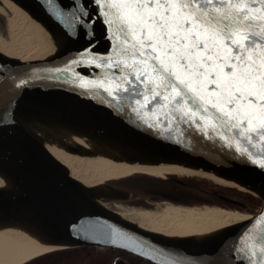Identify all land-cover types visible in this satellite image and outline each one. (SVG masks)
Here are the masks:
<instances>
[{"label": "water", "instance_id": "water-1", "mask_svg": "<svg viewBox=\"0 0 264 264\" xmlns=\"http://www.w3.org/2000/svg\"><path fill=\"white\" fill-rule=\"evenodd\" d=\"M18 1L50 24L63 44L47 58L22 62L0 59V146L18 156L34 195L33 204L3 201L0 215L37 225L50 239L71 243L53 251L92 246L120 251L148 264H247L241 248L251 246L253 237L264 228V221L257 223L258 217L264 215V197L247 190L261 200L259 210L220 238L198 248L173 246L145 236L91 203L93 197L106 200L109 210L122 212L118 211V203L144 197L143 194L110 183L88 192L72 179L53 154L4 115L11 110L49 108L174 160L244 180L264 179V168L259 166L264 164L261 155L264 141L254 138L250 142L239 134L240 129L222 124L218 119L220 114L211 107V100L207 105H199L198 111L195 106L190 107L195 92L184 88L179 81L176 82L186 93L183 100L187 103L177 106L179 98L174 99V93L163 86L155 87L153 81L159 83V77L148 65L143 67L149 78L141 74L137 80L130 75L140 74L141 65L130 67L133 60L121 51L128 46L123 44L125 37L118 31L116 16L100 13L101 8L114 10L116 6L76 0L87 7L86 19L94 23L78 24L70 34L54 18L45 0ZM57 2L65 13H72L75 8L74 0ZM106 20L114 23L107 24ZM73 60L77 63H71ZM175 71L180 73V79H190L183 68L177 67ZM130 80L134 83L129 84ZM196 86L193 80L190 88ZM201 89L211 95L214 85L209 81ZM204 107L208 108L206 112ZM259 127V121L253 123L254 129ZM252 135L255 137V133ZM137 174L141 173L133 175ZM15 175L21 177L18 171ZM219 199L239 208L248 206L225 195H219ZM108 204L115 208L110 209Z\"/></svg>", "mask_w": 264, "mask_h": 264}, {"label": "bare ground", "instance_id": "bare-ground-1", "mask_svg": "<svg viewBox=\"0 0 264 264\" xmlns=\"http://www.w3.org/2000/svg\"><path fill=\"white\" fill-rule=\"evenodd\" d=\"M62 44L50 24L18 0H0L1 60L22 62L47 58L59 51ZM4 116L53 154L72 179L88 192L109 180L143 173L159 178L168 175L203 176L215 183L236 187L239 191L249 190L264 197V179L244 180L221 171L192 166L49 108L11 110ZM77 168L85 171L79 172ZM16 171L20 172V178L15 175ZM27 179L18 156L0 146V204L7 200L33 204L34 195ZM105 201L91 198L97 209L145 236L186 248H198L220 238L250 218L236 209L219 206L113 212L106 207ZM70 245L60 239H50L37 225H26L15 218L0 215V264H24Z\"/></svg>", "mask_w": 264, "mask_h": 264}, {"label": "snow or ice", "instance_id": "snow-or-ice-1", "mask_svg": "<svg viewBox=\"0 0 264 264\" xmlns=\"http://www.w3.org/2000/svg\"><path fill=\"white\" fill-rule=\"evenodd\" d=\"M45 3L70 34L78 24L94 23L86 19L87 7L76 0L72 13H65L57 0ZM93 3L116 6L114 10L101 8L100 13L116 16L118 31L125 37L123 44L128 46L121 51L133 60L130 67L141 65L140 74L130 75L137 80L141 74L149 78L143 67L148 65L159 77V83L153 81L155 87L163 86L174 93V99L179 98L177 106L187 103L183 100L186 93L176 82L179 81L195 92L190 107L195 106L198 111L199 105H207L211 100L222 124L240 129L239 134L250 142L254 138L264 141V0H93ZM177 67L183 68L190 79H180ZM193 80L197 82L195 89L190 88ZM209 81L214 85L211 95L201 89ZM203 110L206 112L208 108ZM257 121L260 127L254 129L253 123ZM259 166L264 168V164ZM261 221L264 215L258 217L257 223ZM241 251L247 264H264V228L253 237L251 246L242 247Z\"/></svg>", "mask_w": 264, "mask_h": 264}, {"label": "flooded vegetation", "instance_id": "flooded-vegetation-1", "mask_svg": "<svg viewBox=\"0 0 264 264\" xmlns=\"http://www.w3.org/2000/svg\"><path fill=\"white\" fill-rule=\"evenodd\" d=\"M193 177L189 175H168L163 178H157L156 180H160V183L163 184H172L173 186H176L177 188H180L184 185H187L188 182L186 181V178ZM197 177V176H196ZM110 184H113L114 186L123 187L118 183L110 182ZM221 192H213L214 196H211V198L208 200L212 206H219L229 209H239L245 212H252L254 208V204L251 203L250 198L246 193H243L244 191H239L238 189H232L231 187H228L227 185L224 186V188H221ZM137 192V191H136ZM219 195H225L231 198H235L237 200L243 201L246 205H248L246 208H239L236 206L228 205L227 203L221 201L219 199ZM185 200L184 196L177 194H171L168 196V198L165 199H157L156 196L153 194L144 195V197L136 198L135 200L129 201L127 203H124V209L133 211L137 209H149L151 211H159V210H166L171 207H185V208H196L200 204H187L183 202ZM182 201V202H181ZM208 205V204H207ZM209 206V205H208ZM258 209H256L257 211ZM87 247L83 250L78 249H68V250H59V251H53L49 252L47 254H44L42 256H39V258H35L29 262H26L25 264H93L92 259L93 255L97 252V249L90 250ZM86 249V250H85ZM102 250L103 253H106V249H98ZM103 255V254H102ZM103 260H105L106 255H103ZM123 261L125 264H128V261L124 258H118L114 264H117L118 262ZM105 264V262L101 263Z\"/></svg>", "mask_w": 264, "mask_h": 264}, {"label": "trees", "instance_id": "trees-1", "mask_svg": "<svg viewBox=\"0 0 264 264\" xmlns=\"http://www.w3.org/2000/svg\"><path fill=\"white\" fill-rule=\"evenodd\" d=\"M186 181L188 182V184L182 186L181 189L177 188L176 186H173L172 184L160 183V180H156L155 178H153V176L151 177L143 174H137L131 177L129 176L123 179L116 180L114 182L120 184L124 188L137 191L143 195L153 194L157 197V199L168 198V196L171 194L181 195L185 198L183 202L190 205L208 204L212 206L213 204L208 202V200L211 198V196H214L213 192H221V188H224V186H217V184H215L211 180L196 176L186 178ZM243 193H246L250 198L251 203L254 204L255 209H253L252 212H256V209L260 207L261 200L247 192ZM74 249L83 250L84 248ZM89 249L93 251L97 248ZM98 249L95 255H93V264H101L103 262H105V264H114L118 258L126 259L128 261V264H148L140 260L139 258L125 253L123 254V252L120 251L106 249V253H103L102 250L100 251ZM102 254L106 255L105 260H103L104 257H102Z\"/></svg>", "mask_w": 264, "mask_h": 264}, {"label": "rangeland", "instance_id": "rangeland-1", "mask_svg": "<svg viewBox=\"0 0 264 264\" xmlns=\"http://www.w3.org/2000/svg\"><path fill=\"white\" fill-rule=\"evenodd\" d=\"M78 170L77 171H79V172H84L85 171V169L84 168H77ZM199 177H201V178H204L203 176H199ZM123 178H126V177H123ZM123 178H117V179H114V180H119V179H123ZM153 178H155V177H153ZM157 178H159V177H157ZM207 179V178H206ZM208 180H210V179H208ZM212 181V180H211ZM108 183H110L111 182V180H109V181H107ZM213 182V181H212ZM215 183V182H214ZM215 184H217V186H223V185H221V184H219V183H215ZM224 186H226V185H224ZM138 189V188H137ZM113 204V203H112ZM112 204H108L107 206H110V209H112V208H115V205H112ZM118 206H119V210H121L122 212H128V210H126V209H124L125 207H124V205H122L121 203H118ZM202 207H211L210 205L208 206L207 204H203V205H199V206H197L196 208H202ZM171 208H174V209H176L175 207H171ZM177 209H185L184 207H177ZM187 209V208H186ZM190 209V208H189ZM237 211H240V212H242L241 210H237ZM242 213H245V214H247V215H251V214H253V213H250V212H242ZM103 252V251H102Z\"/></svg>", "mask_w": 264, "mask_h": 264}]
</instances>
